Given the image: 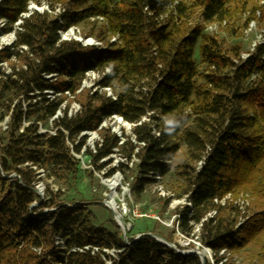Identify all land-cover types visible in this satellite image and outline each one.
<instances>
[{
	"label": "trees",
	"instance_id": "1",
	"mask_svg": "<svg viewBox=\"0 0 264 264\" xmlns=\"http://www.w3.org/2000/svg\"><path fill=\"white\" fill-rule=\"evenodd\" d=\"M63 1L59 14L23 16L29 0H0V35H15L0 46V64L9 67L0 69V264H210L149 232L125 240L116 224L93 223L83 202L52 191L39 196L40 169L47 177H77L75 153L87 131L99 136L90 152L97 169L115 149L137 158L135 193L168 172L184 147L182 191L190 205L177 211L181 231L199 224L201 245L217 264L227 253L264 264V39L241 57L239 43L225 49L203 24L187 23L188 7H200L204 20L223 19L233 0L179 1L176 18L171 10L161 18L155 0ZM96 16L106 19L91 32L103 44L61 38V30ZM106 32L115 40H105ZM90 70L95 86H82ZM113 113L133 125L136 143L101 125ZM240 190L253 199H224Z\"/></svg>",
	"mask_w": 264,
	"mask_h": 264
},
{
	"label": "rangeland",
	"instance_id": "2",
	"mask_svg": "<svg viewBox=\"0 0 264 264\" xmlns=\"http://www.w3.org/2000/svg\"><path fill=\"white\" fill-rule=\"evenodd\" d=\"M158 5H161V15L165 18L169 10L173 11V16L176 18L175 5L179 1H184L189 5V0H156ZM31 9L43 10L48 6L52 14H57L66 7V2L63 0H31ZM231 4V14L227 18L212 20H204L201 17V8L198 6L188 7L186 20L188 24L199 22L203 24V33L221 40L223 48H230L233 44H240V56L245 57L248 51L262 41L264 38V21L262 20V10L264 8V0H233ZM260 6V7H259ZM63 12V11H62ZM162 18V17H161ZM102 23H106L103 19L88 18L75 25H72L67 30H61V38L69 39L80 37L82 42L87 44H97L94 41L98 40L91 32L97 30ZM89 33L87 37L83 35ZM114 34L105 33V40L111 39ZM116 36V35H115ZM15 35L12 32L0 35V46L11 45L14 42ZM78 39V38H76ZM79 40V39H78ZM93 41V42H92ZM101 44L104 43L100 41ZM195 60L199 71L202 73L206 69V65L199 61L198 47L195 50ZM6 62L0 64V69L8 71ZM207 71V69H206ZM98 78L96 72L90 70L84 80L82 86H95L94 80ZM202 81V76L199 77ZM52 96V93L49 94ZM79 109V104L72 101L69 107L70 112H75ZM5 121L0 122L4 126ZM101 125L110 127L111 131L115 132L121 138L129 136L136 143V139L132 133L133 125L116 113L110 116H105ZM44 127L41 130L44 131ZM86 141L83 144L80 153H75L80 161V169L75 179L67 177L66 179L47 177V173L40 169V180L36 183V191L39 196L44 199L49 195V191L59 193V198L65 202L80 201L86 204L87 208L92 212V221L97 225L107 227L110 230H121L122 237H136L142 232L160 234L162 237H170L176 247L180 245L181 249L189 251H203L204 262L217 264L214 262L213 252L208 246H202L199 235V224H194L187 232L181 231L178 226L177 211L182 205H188L187 196L183 193L184 178L182 175L183 163L185 161V148L182 147L176 153L172 160L170 170L159 177L156 176L155 181L147 183L141 191L135 193L132 190L133 176L135 175V163L137 158L129 160L126 158V153H120L115 149L109 156L102 158L98 164L102 163V167L97 169L93 163L92 154L95 150V144L99 139L96 131H87ZM128 150V146L125 151ZM91 152V153H90ZM197 163V162H196ZM194 163L193 165H195ZM114 177L118 178L116 186L108 185L109 181ZM38 185H42V190H38ZM113 195L115 209L121 216L123 228L115 220V214L112 208L106 204V200ZM237 197V200L242 202L253 199L249 192L235 191L228 193L225 198L230 200ZM247 200V201H248ZM224 201V200H223ZM39 202H34V205H39ZM117 225V227L115 226ZM124 231H123V230ZM124 232V233H123ZM58 240V239H57ZM114 249L107 250V253H114ZM218 264H247L242 254H226Z\"/></svg>",
	"mask_w": 264,
	"mask_h": 264
},
{
	"label": "water",
	"instance_id": "3",
	"mask_svg": "<svg viewBox=\"0 0 264 264\" xmlns=\"http://www.w3.org/2000/svg\"><path fill=\"white\" fill-rule=\"evenodd\" d=\"M115 211H113V213L115 214V220H119L120 223H118L120 225L121 228H123V223H122V219L120 214L118 213V211L116 209H114ZM124 233V232H123ZM151 236H153L155 239H157L158 241L164 243L165 245L171 246L172 248L177 249L179 252L181 253H190V252H197L202 260V263H204V252L203 251H189L187 249H178L173 243L169 242L168 240H166L165 238H163L162 236L153 234V233H149ZM140 234H138L135 238H137Z\"/></svg>",
	"mask_w": 264,
	"mask_h": 264
},
{
	"label": "built area",
	"instance_id": "4",
	"mask_svg": "<svg viewBox=\"0 0 264 264\" xmlns=\"http://www.w3.org/2000/svg\"><path fill=\"white\" fill-rule=\"evenodd\" d=\"M30 1L31 0H29V3H30ZM156 1V0H155ZM157 2V1H156ZM28 3V12H25V13H23V16H28L32 11H34V10H37V11H39V12H42V11H44V10H46V11H51L49 8H47L48 6H45V9H43V10H38V9H31V7H30V4ZM158 4V3H157ZM62 11H64V8L62 9ZM62 11H60V12H58L57 14H59V13H61ZM161 17L163 18V15H161ZM92 18H98V19H103V16H96V17H92ZM4 22H5V20L3 19V18H1L0 19V25H3L4 24ZM19 22H21V19H19L17 22H16V24H18ZM13 33V32H12ZM76 38H78L79 40H81V38L80 37H76ZM115 38H116V36H112V38H111V40H115ZM264 39V38H263ZM262 39V40H263ZM93 42V41H92ZM95 43H98L99 45L101 44L100 43V41H94ZM85 44H87L86 42H84ZM247 55V54H246ZM245 55V56H246ZM105 70L106 71H108V67H106L105 68ZM93 71V70H92ZM95 71H93V73H94ZM106 91H107V93L108 94H111V90H110V88H106ZM202 162V160H199L198 162H197V166H199L200 165V163ZM159 177V176H158ZM187 203H188V205H190V202L187 200ZM123 230V229H122ZM124 231V230H123ZM127 238H125V240H126ZM127 242V241H126Z\"/></svg>",
	"mask_w": 264,
	"mask_h": 264
},
{
	"label": "bare ground",
	"instance_id": "5",
	"mask_svg": "<svg viewBox=\"0 0 264 264\" xmlns=\"http://www.w3.org/2000/svg\"><path fill=\"white\" fill-rule=\"evenodd\" d=\"M118 183V178L117 177H114L113 179H111L108 183L109 186L111 187H114L116 186ZM38 190L41 191L42 190V185H38ZM106 204L112 208L113 211H115L114 209L116 208L115 207V202H114V197L113 195H111L107 200H106Z\"/></svg>",
	"mask_w": 264,
	"mask_h": 264
},
{
	"label": "clouds",
	"instance_id": "6",
	"mask_svg": "<svg viewBox=\"0 0 264 264\" xmlns=\"http://www.w3.org/2000/svg\"><path fill=\"white\" fill-rule=\"evenodd\" d=\"M167 123H168L169 125H173V126H174V122L171 121V120L167 121ZM171 130H172V128H169V131H171Z\"/></svg>",
	"mask_w": 264,
	"mask_h": 264
}]
</instances>
